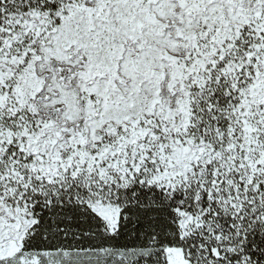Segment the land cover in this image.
Wrapping results in <instances>:
<instances>
[{
    "label": "snow or ice",
    "instance_id": "6c2138e0",
    "mask_svg": "<svg viewBox=\"0 0 264 264\" xmlns=\"http://www.w3.org/2000/svg\"><path fill=\"white\" fill-rule=\"evenodd\" d=\"M0 264H264V0H0Z\"/></svg>",
    "mask_w": 264,
    "mask_h": 264
}]
</instances>
